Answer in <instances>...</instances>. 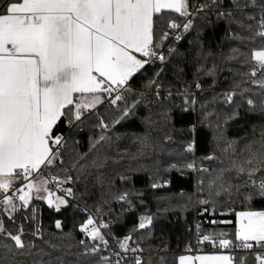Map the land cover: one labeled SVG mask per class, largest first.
Segmentation results:
<instances>
[{
	"label": "snow or ice",
	"instance_id": "6c2138e0",
	"mask_svg": "<svg viewBox=\"0 0 264 264\" xmlns=\"http://www.w3.org/2000/svg\"><path fill=\"white\" fill-rule=\"evenodd\" d=\"M0 264H264V0H0Z\"/></svg>",
	"mask_w": 264,
	"mask_h": 264
},
{
	"label": "trees",
	"instance_id": "16d2710c",
	"mask_svg": "<svg viewBox=\"0 0 264 264\" xmlns=\"http://www.w3.org/2000/svg\"><path fill=\"white\" fill-rule=\"evenodd\" d=\"M191 117H188L186 115L181 116L180 114H177L175 117V128L180 129L187 127V121L190 120ZM242 135L243 133H239ZM231 135H237V133L232 132ZM171 180V183L169 186L161 189L155 190V195L157 197H171L173 199V202H180V192L184 191L186 193H191L194 185V177L189 175L181 176L179 173H172L168 174V177ZM136 180V187L137 188H144L146 187V181L147 177L145 175H140L138 177H135ZM149 195H152V192L149 191ZM149 206L152 208L153 211L156 210V204L157 201L155 198L150 199L148 201ZM55 215L54 213L50 212L49 210L45 209L44 212V224L50 225L51 220L49 219L50 216ZM195 218L194 213L188 214V220L193 221ZM232 218V217H229ZM184 221L182 218H180V214L177 212L175 214H169L168 220L165 222L162 227L165 229V234L170 238L171 243L173 245L174 250L180 251L179 248H176V244L179 241L181 244H183L184 240L186 239V234L183 231L182 225ZM223 227V226H222ZM50 231H55V229H49ZM230 230V226L228 229ZM159 232V227L157 229ZM154 243H160L159 240L155 241Z\"/></svg>",
	"mask_w": 264,
	"mask_h": 264
}]
</instances>
